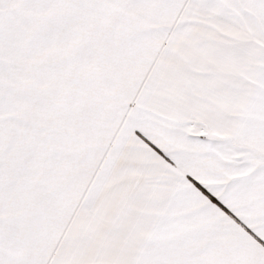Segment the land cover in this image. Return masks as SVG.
Segmentation results:
<instances>
[{"label":"snow or ice","instance_id":"1","mask_svg":"<svg viewBox=\"0 0 264 264\" xmlns=\"http://www.w3.org/2000/svg\"><path fill=\"white\" fill-rule=\"evenodd\" d=\"M0 264H264V0H0Z\"/></svg>","mask_w":264,"mask_h":264}]
</instances>
